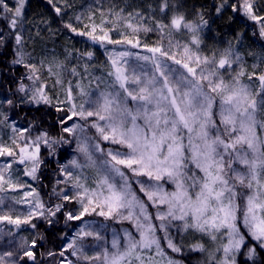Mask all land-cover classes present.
Wrapping results in <instances>:
<instances>
[{"label":"snow or ice","instance_id":"6c2138e0","mask_svg":"<svg viewBox=\"0 0 264 264\" xmlns=\"http://www.w3.org/2000/svg\"><path fill=\"white\" fill-rule=\"evenodd\" d=\"M47 2L57 16L65 14L66 3L62 8L58 0ZM212 7L217 16L231 8L237 17L252 22L264 39V15L256 0H219ZM24 9L25 0H15L14 7L0 0V16L14 30L10 35L18 46L23 43L18 25L23 23ZM158 13L125 15L123 8L109 9L107 17L101 12L99 25L86 24L80 30L64 24L92 44H125L132 49L143 47L148 53L113 50L108 54L107 78L90 70L91 51L79 52L85 58L82 65H70L68 57L37 64L31 59L25 62V53L17 48L13 63L23 64L31 81L30 87L20 83L18 91L37 105L51 106L55 99L59 135L43 130L42 121L35 118L28 127L11 126V143L0 142V157L10 158L0 165V192L5 185L13 191L24 187L12 180L15 164L25 165L24 174L36 179L41 145L49 149V155L73 142L76 147L72 158L59 165L63 179L56 183L63 187L54 188V194L60 202L45 206L32 189L15 200L31 206L27 214L23 218L0 215V221L17 229L22 225L35 229L34 217L49 227H55L61 217L65 227L80 221L70 239L67 234L61 237L68 242L58 256L47 252L56 264H184L167 250L182 253L185 247L206 254L200 264H241L239 256L246 258L243 264H255L257 248L264 249V119L260 118L264 72H258L254 64L248 73L237 45L230 41L204 54L202 33L209 27L204 12L196 13L197 22L180 11L176 0H160ZM76 19L80 21L81 16ZM121 26L127 31L114 39L112 33ZM140 32H157L160 40L151 47L141 45ZM177 35L187 40L174 39ZM240 37L238 33L237 42ZM4 39L0 33V42ZM132 57L143 63L133 62ZM257 59L264 63V56ZM66 76L77 78L75 85L69 80L64 88ZM254 80L259 88L252 86ZM50 84L52 89L60 87L64 100L48 94ZM5 103L16 106L5 97L0 108ZM0 115L2 123H7V115ZM150 207L155 209L154 216ZM92 216L129 221L135 232L125 230L122 238L114 233L110 247L106 246L100 231L87 220ZM6 235L14 237L12 230ZM189 235L192 242L186 245L184 237ZM89 238L104 240L105 246L90 245ZM37 246L36 238L23 241L15 251L0 254V264H7L5 257L16 256L11 264H41ZM90 247L100 250L89 255ZM69 250L75 261L66 256Z\"/></svg>","mask_w":264,"mask_h":264},{"label":"trees","instance_id":"16d2710c","mask_svg":"<svg viewBox=\"0 0 264 264\" xmlns=\"http://www.w3.org/2000/svg\"><path fill=\"white\" fill-rule=\"evenodd\" d=\"M6 2V0H5ZM160 0H58L59 6L65 8V3L68 7L65 8V14L57 16L51 5L47 0H25L24 12L27 16L33 19V23H30L21 33L23 36L22 46H18L15 43V37L11 40L0 42V100H4L5 97L13 99L16 106L9 107L6 103L0 108V112L7 115L8 120L13 118L16 128L28 127L29 121L34 118L37 121H42V128L45 131L51 133L53 137L59 135V124L57 122L58 113L55 108L49 105L39 104L33 105L23 99L21 102L23 93L18 91L20 83H24L26 87L31 86V81L26 79L27 70L23 64H15L13 61L18 58L17 48H22L25 53L23 59L28 62L39 63L41 60H59L65 61L68 57V63L70 65L83 64L85 58L79 57V52L91 51L93 52V58L89 61L92 65L91 71L95 76H104L107 78V72L110 70V64L108 61V51L113 50H129L141 55L148 54L143 47L132 49L129 45H105L101 47L99 44H92L87 37H81L64 28L65 23H71L78 29L83 30L84 25L95 23L97 25L101 22V12L104 16L109 15V9L112 12H117L121 8L125 9V15L127 12L142 11L146 16L152 11L158 13ZM180 5V11L184 12L188 19L199 22V17L196 15L198 11H202L205 14V19L209 20V27L205 28L203 35V52L204 54H210L213 50L223 48L227 46V43L237 45L239 52L242 56L246 71L251 73L253 71V65H258L257 71L264 72V63H261L258 57L264 56V39L259 36L258 29L252 25V22L244 20L243 17H237L232 13L231 8L223 13V15L217 16L215 13L214 3H219V0H176ZM259 13L264 15V0H256ZM95 13V15H93ZM81 16V20L77 21L76 17ZM91 17V19H89ZM230 17H234L230 19ZM46 21L47 23H44ZM135 22V21H134ZM110 27V25H109ZM8 21L0 16V31H8ZM127 31L124 27H120L118 32H113L114 39H120L119 32ZM256 33L253 35V33ZM241 34L239 42L236 40L237 34ZM6 37V35H4ZM139 39L141 45L154 46L157 41L160 40V36L157 32L139 33ZM174 39L185 41L187 36L177 35ZM217 44L218 48H210V43ZM165 45L168 44V39L163 40ZM133 58V57H132ZM132 60V59H131ZM143 63V62H139ZM81 71L83 68L81 67ZM46 75V73H45ZM75 77L66 76L64 80V88H67L68 81L72 80L73 85L76 82ZM244 82L247 83V76L244 78ZM85 86H88V80L83 81ZM254 88H259V81L254 80ZM95 87V84L92 85ZM48 94L50 96L59 97L60 100L65 99L64 92L58 86L55 89L49 85ZM55 101V99H53ZM23 120H19V118ZM260 118L264 119V113L260 114ZM4 116L0 115V142L11 143L10 138L13 137V132L10 133L7 123H2ZM94 133V130H93ZM92 134V133H88ZM35 135V133H33ZM261 137L264 138V133H261ZM40 152L41 158L45 160L43 164L37 169L36 179L26 176L25 165L14 166V175L20 178V182L24 185L22 188H17L15 191L7 189L4 193L0 194V199H3V204H0V215H10L13 218L17 216L24 217L27 212V208L21 204L15 203L16 199H19V195L26 191L35 189L33 196H38L39 200L45 204V206H51L58 203L54 194V188L59 189L63 185H57L58 179H63L59 175V165L65 164L75 154L73 149L75 144L63 145L57 148L56 155H49V149L44 146ZM108 147L107 144H104ZM5 158V157H2ZM31 167V165H28ZM24 174V175H23ZM91 174V173H89ZM22 177H20V176ZM45 177L47 182H45ZM44 183V184H43ZM31 185V187H28ZM138 191V187H137ZM32 199V197H29ZM30 206V205H29ZM88 220V218H87ZM33 222L37 225L34 229L30 225H22L17 229L14 225L8 224L6 221H0V225H7L11 227L14 237H6V239H0V254L6 251H15L17 246L23 242H31L33 238L38 240V246L35 249L37 259L41 264H56V260L47 256L48 251L58 253L62 249V245L68 242V240H62L61 237L67 234L68 239L75 234V230L81 226L80 221L69 222L65 227L63 217L55 227H49L44 220L34 217ZM78 223V225H76ZM100 224V221H95L94 226ZM76 225V226H75ZM119 224H114L112 227L105 225L106 228L119 230ZM122 225L123 229L129 230L131 225L127 222ZM105 229V228H101ZM122 238L123 234H119ZM43 237V239H41ZM105 237H110L106 234ZM23 238V241H22ZM111 238V237H110ZM138 238V235H137ZM112 239V238H111ZM12 243H9V241ZM255 243V242H253ZM247 250V249H246ZM71 251V250H69ZM170 254L171 251L167 250ZM69 253V252H68ZM66 253V254H68ZM172 256L177 257V253H171ZM203 255L198 252H190L185 247L182 253H179V257L184 261V264H200L204 260ZM19 257L8 258L5 257L7 264H11V261L18 259ZM27 259V258H25ZM73 261L76 258L72 259ZM31 264V262H29ZM255 264H264V250L257 248V255L255 257Z\"/></svg>","mask_w":264,"mask_h":264},{"label":"rangeland","instance_id":"374dc122","mask_svg":"<svg viewBox=\"0 0 264 264\" xmlns=\"http://www.w3.org/2000/svg\"><path fill=\"white\" fill-rule=\"evenodd\" d=\"M14 3H15V0H14ZM11 6V5H10ZM108 51V54L110 53V52H112L113 51V49H109V50H107ZM115 51H121V50H115ZM132 59V58H131ZM150 67V66H149ZM7 126L9 127V131H10V133L12 132V127L11 126H17L16 125V123H15V121H14V119L13 118H11V119H9L8 120V124H7ZM74 144H75V142H73ZM75 147H76V145H75ZM41 148H43L44 149V147L43 146H41ZM43 150L41 149V152H42ZM10 158H8V157H5V158H2V157H0V165H3L7 160H9ZM41 164H43L44 162H45V160L43 159V158H41ZM40 164V165H41ZM17 165H20V164H15L14 166H17ZM30 165V164H29ZM14 166H13V168H12V170L11 171H15V169H14ZM40 167V166H39ZM38 167V168H39ZM15 173H13L12 172V180H13V182L14 183H16V182H19V183H21L20 182V178L19 177H17V176H15L14 175ZM24 175V174H23ZM18 176H20V175H18ZM20 177H22V176H20ZM22 184V183H21ZM28 187H31L32 188V186L31 185H28ZM8 189V187H7V185H5V191ZM4 191V192H5ZM4 192H0V194L1 193H4ZM23 195H24V192L23 193H21L20 195H19V199L21 198V197H23ZM21 205H23V207H25V208H27V212H28V210H29V208L31 207V206H29V204H26V203H21ZM149 211H150V213L154 216L155 215V209H153V208H149ZM27 212H26V214H27ZM19 217H21V218H23L22 216H19ZM88 221H90V222H92V224H94V222L95 221H100V224H98L97 226H94L93 225V227L94 228H96L97 230H99L100 231V233H101V235H102V237H104V239L107 241V245L106 246H109L110 247V244H111V238H113V234L115 233V234H123L124 233V231H125V229H123V227H122V225H120V224H124V223H128V224H130L131 225V228H132V230L131 229H129V231H132V232H135V229L132 227V224L129 222V221H119L118 219H105L104 217H100V216H92V217H88ZM109 225V227H112L114 224H119L118 225V228H120L119 230H114V229H109V228H106L105 227V225ZM76 225H78V223L76 224ZM75 225V226H76ZM101 228H105V229H101ZM13 229V228H12ZM11 229V227H8L7 225H0V232H4V231H9V230H12ZM7 233V232H6ZM6 233H3V234H0V239L2 240V239H6V237H8V238H10L9 236H7L6 235ZM106 234H108V235H110V237H105V235ZM161 235H163V234H161ZM184 242H185V244L187 245L188 243H191L192 242V237H191V235H189V236H185L184 237ZM67 243H65L64 245H66ZM89 244L90 245H96V244H100L101 246H105V244H104V240H102V241H99V242H97V241H94V240H92V238H89ZM100 249H95V251H99ZM264 250V249H263ZM95 251L93 250V248L92 247H90L89 248V255H94L95 254ZM170 255H171V253H170ZM66 256H68L70 259H73V258H76V257H72V256H70V251H69V253L68 254H66ZM176 259H178V260H181V258L179 257V253H177V257H175ZM203 258L204 259H206V254H205V256L203 255ZM157 259H160L159 257H157ZM165 264H166V262H165Z\"/></svg>","mask_w":264,"mask_h":264},{"label":"bare ground","instance_id":"6f19581e","mask_svg":"<svg viewBox=\"0 0 264 264\" xmlns=\"http://www.w3.org/2000/svg\"><path fill=\"white\" fill-rule=\"evenodd\" d=\"M6 3H8L9 5H11V6H15V3H14V0H6ZM23 23L22 24H20V25H18V30L20 31V32H22L30 23H33V19L34 18H31L30 16H27L26 14H25V12H24V16H23ZM14 30H12V29H9L8 31H0V33H2L3 35H6V37H5V40L6 41H8V40H11L13 37H14V35H10V33L11 32H13ZM118 39V38H117ZM219 46H217V44H215V43H213V41L210 43V48H212V49H215V48H218ZM26 61V60H25ZM132 61L133 62H136L135 61V58L133 57L132 58ZM136 63H139V62H136ZM19 98H21V99H24L25 101H27L28 100V97H22V96H19ZM31 104H33L34 106L36 105L35 103H31ZM55 105H56V101H53V105H51L52 107H54L55 108ZM15 121H18V119L16 120V118L14 119ZM19 120H23V118L21 117V118H19ZM47 182V178L45 177V182L44 183H46ZM43 183V184H44ZM6 232H8V231H4V232H0V234H3V233H6ZM71 238V237H70ZM245 251H247L246 249H245ZM246 258L244 257V256H239L238 257V260L241 262V264H243V261L245 260ZM248 264H252V261H248Z\"/></svg>","mask_w":264,"mask_h":264}]
</instances>
